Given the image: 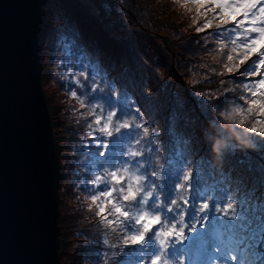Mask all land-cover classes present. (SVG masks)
<instances>
[{
	"label": "trees",
	"instance_id": "16d2710c",
	"mask_svg": "<svg viewBox=\"0 0 264 264\" xmlns=\"http://www.w3.org/2000/svg\"><path fill=\"white\" fill-rule=\"evenodd\" d=\"M87 1L46 0L40 40L41 78L52 111L57 153L60 260L63 264H233L234 257L235 264H242L238 236L247 221L241 219L239 203L234 219L214 210L223 205L226 193L219 199L213 195L210 211L204 214L207 224L189 209L193 213L186 222L197 227L187 243L162 245L159 232L149 233L142 244L125 243L139 227L132 217L179 199L178 183L187 195L183 190L188 183L210 187L220 173L230 178L233 187H240L239 180L248 189L258 188L264 178V137L248 132L254 114L245 87L261 77L249 79L225 71L239 59L233 26L198 31L214 18L202 15L194 0H91L95 9ZM63 36L71 41L66 56L72 67L67 73L70 81L63 77L62 49L55 46ZM70 83L78 88V98L71 94ZM85 87L88 107L80 103ZM92 105H101L98 111L115 112L119 123L127 121L128 126L112 137L89 129L95 119L89 114ZM90 131L98 139L87 138ZM102 142L111 145L103 150L106 155ZM212 144L223 146L218 156L210 152ZM128 150L137 155L129 157ZM120 167L142 178L141 196L131 202L124 201L123 192L117 197L129 218H122L115 205H109L111 211L103 216L95 195L111 190L109 171ZM186 171L189 182L183 181ZM101 175L105 184L97 188ZM131 182L129 178L116 186L117 191H127ZM190 196L193 201L206 198L195 190ZM164 215L168 217L167 212ZM168 219L180 223L175 211ZM253 224L259 228L258 222Z\"/></svg>",
	"mask_w": 264,
	"mask_h": 264
},
{
	"label": "water",
	"instance_id": "95a60500",
	"mask_svg": "<svg viewBox=\"0 0 264 264\" xmlns=\"http://www.w3.org/2000/svg\"><path fill=\"white\" fill-rule=\"evenodd\" d=\"M46 0H0V264H63L57 154L42 84Z\"/></svg>",
	"mask_w": 264,
	"mask_h": 264
},
{
	"label": "snow or ice",
	"instance_id": "6c2138e0",
	"mask_svg": "<svg viewBox=\"0 0 264 264\" xmlns=\"http://www.w3.org/2000/svg\"><path fill=\"white\" fill-rule=\"evenodd\" d=\"M194 4L198 10H203L202 15L213 17L211 23H206L198 31H209L213 28H225L229 25L233 27L230 31L237 33V49L239 59L232 67L229 63L225 71L233 76L236 73H242L249 79L261 77L253 83H246L245 87L249 90L248 99L249 111L254 114V123L248 127V132L261 137H264V0H194ZM253 57L257 59L254 60ZM252 64L245 68V65ZM243 69V72H241ZM247 69V71H246ZM80 75L85 79L88 76L85 72ZM94 79V78H93ZM79 83V79L77 80ZM74 98H78L76 93H73ZM80 103L84 107H88L86 99H81ZM101 105H92L90 107V116L94 117V123L87 125L89 129L97 133H102L105 137H112L114 133L121 128L128 126L127 121L119 123L115 112L98 111L101 110ZM139 127V126H138ZM92 132H86L85 135L89 139H98L92 137ZM110 143L102 142L100 147L103 154H107L104 149L110 148ZM137 154L128 150V156L134 157ZM111 177V190H101L95 195L94 202L99 204V212L103 216H108L111 208L109 205H115L116 211L122 218H129V211L123 205L118 203L117 197L123 192L124 201H136L141 196L139 184L141 177L132 175L129 168L120 167L116 170L109 171ZM155 177V173L152 174ZM131 178V183L127 185V191L122 188L117 191L119 185L127 183ZM256 182V179H252ZM183 181H190V173L186 171L183 176ZM240 187H233L230 178H226L223 173H220V179L214 181L210 187H201L198 183H188L187 188L183 191L187 192L184 195L181 192V184L175 185L179 199L173 198L166 206L160 207L157 211H144L135 217V223L139 225L136 234L131 235L125 243L128 245L142 244L149 233L155 236L159 232L160 243L166 245L169 241L180 244L187 243L190 234L197 225L189 226L186 222L193 213L189 209H195L201 220L207 224L208 218L204 215L210 211L211 200L215 194L216 198L224 197L223 205L217 204L215 212L221 217L235 218L237 212V202L241 208V219L247 221L245 225L240 227L238 242L241 245L240 251L243 254L242 264H264V178L259 180V187L248 189L243 181H236ZM105 184V177L99 176L96 180V187ZM196 191L202 193L204 197L198 201H193L190 193ZM159 198L157 197V200ZM145 202L147 199L145 198ZM175 211L179 215L180 223H171L168 217ZM168 213L166 218L164 213ZM259 223V228L254 227L253 222ZM233 264L235 258L231 257Z\"/></svg>",
	"mask_w": 264,
	"mask_h": 264
},
{
	"label": "rangeland",
	"instance_id": "374dc122",
	"mask_svg": "<svg viewBox=\"0 0 264 264\" xmlns=\"http://www.w3.org/2000/svg\"><path fill=\"white\" fill-rule=\"evenodd\" d=\"M87 3L89 4V6L91 7V8H93V9H95L96 8V2H93V1H91V0H88L87 1ZM179 20H182V19H180L179 18ZM70 38L69 37H64L63 36V38H61L60 40H58L57 42H56V47H61V49H62V52H63V60H62V62H61V64L63 65V69H64V71H65V75L66 76H63V77H66V79H68L69 80V77H68V75H67V73H68V71H71L72 70V67H71V65H70V62L68 61V59L66 60V56H69L68 55V50L71 48L70 47V44H71V41L69 40ZM68 68H69V70H68ZM58 72H59V70H58ZM60 73V72H59ZM74 79L75 80H78L79 79V77H78V75H75L74 76ZM70 81V80H69ZM80 81V83L79 84H81L83 81L80 79L79 80ZM42 84H43V82H42ZM72 85H71V83H70V87H71ZM83 86V85H82ZM77 87L76 88H73V87H71V94L73 95V93H76V95H77ZM83 90H81V96H82V98L83 99H86V93H87V89H86V87L85 88H82ZM84 89H86V90H84ZM44 91H45V89H44ZM47 91H49L50 93H51V89L50 88H47ZM94 91V90H93ZM92 92V91H91ZM45 95H46V91H45ZM105 97L107 96L106 94L104 95ZM97 97H98V94H97V92H95L94 94H93V99H95V100H97ZM46 99H47V103L49 102V100H48V97H47V95H46ZM86 102H87V99H86ZM82 105V104H81ZM48 108H49V112H50V116H51V113H52V111L50 110V107H49V104H48ZM51 120H52V118H51ZM54 130V129H53ZM55 135V134H54ZM57 154V153H56Z\"/></svg>",
	"mask_w": 264,
	"mask_h": 264
},
{
	"label": "clouds",
	"instance_id": "9594fccd",
	"mask_svg": "<svg viewBox=\"0 0 264 264\" xmlns=\"http://www.w3.org/2000/svg\"><path fill=\"white\" fill-rule=\"evenodd\" d=\"M222 145L212 144L210 146V152L213 156H218L221 153ZM244 147H248V145H244Z\"/></svg>",
	"mask_w": 264,
	"mask_h": 264
}]
</instances>
